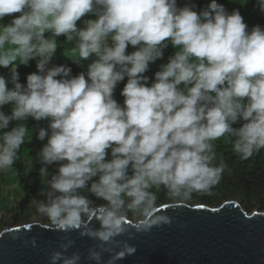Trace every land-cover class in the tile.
I'll use <instances>...</instances> for the list:
<instances>
[{"label":"clouds","instance_id":"clouds-1","mask_svg":"<svg viewBox=\"0 0 264 264\" xmlns=\"http://www.w3.org/2000/svg\"><path fill=\"white\" fill-rule=\"evenodd\" d=\"M179 4L0 0V20L12 17L0 24V67L9 69L0 76V171L18 158L25 122L47 121L36 129L45 185L44 198L33 199L37 223L94 241L86 257L94 264L134 255L121 239L130 230L171 222L157 211L161 189L176 204L210 194L227 167L214 141L227 137L242 159L264 149V26L249 28L216 0L202 9ZM256 6L264 15V0ZM60 36L63 47L75 42L72 62L87 61L86 71L72 76L51 64ZM169 45L174 53L149 83L145 72ZM30 60L37 72L21 84L17 65ZM125 78L119 103L114 91ZM72 244L52 250L48 264H81L78 252L68 254Z\"/></svg>","mask_w":264,"mask_h":264},{"label":"water","instance_id":"water-1","mask_svg":"<svg viewBox=\"0 0 264 264\" xmlns=\"http://www.w3.org/2000/svg\"><path fill=\"white\" fill-rule=\"evenodd\" d=\"M157 211L171 222L146 232L130 230L121 239L136 252L117 264H264V211L250 213L235 200L216 207L169 202ZM66 240L73 241L68 254L78 252L81 264H94L86 259L94 241L76 232L50 231L41 222L0 231V264H48L50 252Z\"/></svg>","mask_w":264,"mask_h":264},{"label":"trees","instance_id":"trees-1","mask_svg":"<svg viewBox=\"0 0 264 264\" xmlns=\"http://www.w3.org/2000/svg\"><path fill=\"white\" fill-rule=\"evenodd\" d=\"M224 1L225 0H216L218 4H223ZM210 2L211 0H200V3L195 6L197 9H202L207 7ZM249 2L252 6L258 8L256 6V0H250ZM177 4L178 6L184 5L178 2ZM88 18L91 17H85L82 18V20ZM11 19L12 17H5L0 21L4 24H8L11 22ZM78 26H83L82 21H78ZM48 35L50 34H46V36ZM64 40L65 38L63 36L57 37L60 46L57 48L55 58L52 59L51 64L70 67L72 76L86 71L84 62L78 66L72 62V60L76 58H70L65 55V50L68 47L67 43L63 47L62 43ZM71 48H75L74 43L70 45V49ZM127 51L130 53L134 51V49L129 46ZM174 51L171 45H169L164 50L163 59H158L156 62L149 65L148 71L144 74L149 78V83L152 82L154 73L159 70V66L166 63L168 57L171 56ZM16 70L19 73V83L25 84L26 76L37 72L36 60H30L27 65L19 64ZM8 75L9 69L0 67V76H4L7 79ZM125 83L126 78L117 85L114 91V98L119 103L123 102V97L120 95V92ZM8 86L11 87L12 85L9 84ZM9 108L10 105L5 106V110ZM25 123L29 128V133L25 137V143L22 144L19 149L18 158L14 165L10 169H7V171L11 170L12 173H14L17 184L22 188L23 193L22 195H18L14 202H10L9 207L5 209L8 216L4 220H0V231L8 227L31 222L34 217L39 219L35 211L33 199L41 200L44 198L39 195L45 185L42 183V177L38 174L40 165L38 164L37 155L44 142L36 138V129L46 127L47 121H36L29 118ZM238 126L239 124L234 125V127ZM213 143L217 153L222 155L227 167L219 182L210 190V194L193 193L192 198L186 202L189 204L216 207L224 201L235 200L248 212L253 210L264 211V149H261L248 159H242L239 154L233 151L232 144L227 137H222ZM54 168L55 165L50 166L49 170L53 171ZM40 184H42V186H40ZM169 202L172 201L167 198L165 190L161 189L158 200L159 206ZM96 203L99 204L100 201ZM45 222L46 221H41V223Z\"/></svg>","mask_w":264,"mask_h":264},{"label":"rangeland","instance_id":"rangeland-1","mask_svg":"<svg viewBox=\"0 0 264 264\" xmlns=\"http://www.w3.org/2000/svg\"><path fill=\"white\" fill-rule=\"evenodd\" d=\"M250 0H225L224 3L222 5H224V7L231 12L233 9H238L240 14L242 15L244 21L246 22V24L249 26V28H251L254 25H261L264 26V15L261 14L259 8H256L254 6H252L249 2ZM177 2H180V0H177ZM188 3H192V4H199L200 0H188ZM0 24H4L2 21H0ZM75 44V42H73ZM66 45V43H64ZM72 43H67V48L65 50V55L67 57L70 58H76L78 57V50L76 48H71L70 49V45ZM6 50L10 51L12 49V45H6ZM87 61L84 62V66L86 69L87 66ZM72 75V73H71ZM3 172V171H1ZM2 176V175H1ZM17 180L15 178L14 183H16ZM22 191V188H21ZM12 192H10L11 194ZM0 196H1V200H2V204L3 206H5L4 208H8L9 207V192H8V188L0 183ZM14 196V193H13ZM255 211V210H253ZM253 211H250L253 212ZM38 218H35L31 221V222H37Z\"/></svg>","mask_w":264,"mask_h":264},{"label":"crops","instance_id":"crops-1","mask_svg":"<svg viewBox=\"0 0 264 264\" xmlns=\"http://www.w3.org/2000/svg\"><path fill=\"white\" fill-rule=\"evenodd\" d=\"M178 3H188V0H180V2H178ZM2 171L3 172L0 171V183L2 184V186L5 185L8 188L9 194H10V192H13L15 198H17L18 195H22L23 191H21L20 186L17 184V182L14 183V181H15L14 173H12L11 170H9V171L2 170ZM0 198H1V196H0ZM9 200H10V197H9ZM1 204H2V200L0 199V210H5V208H4L5 206H3Z\"/></svg>","mask_w":264,"mask_h":264},{"label":"built area","instance_id":"built-area-1","mask_svg":"<svg viewBox=\"0 0 264 264\" xmlns=\"http://www.w3.org/2000/svg\"><path fill=\"white\" fill-rule=\"evenodd\" d=\"M8 216V213L4 210H0V220H4Z\"/></svg>","mask_w":264,"mask_h":264}]
</instances>
